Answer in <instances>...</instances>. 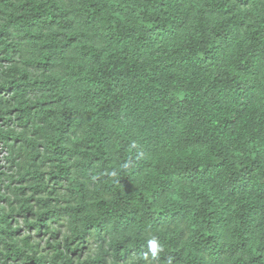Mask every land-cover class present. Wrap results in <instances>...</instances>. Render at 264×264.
<instances>
[{
	"label": "trees",
	"instance_id": "trees-1",
	"mask_svg": "<svg viewBox=\"0 0 264 264\" xmlns=\"http://www.w3.org/2000/svg\"><path fill=\"white\" fill-rule=\"evenodd\" d=\"M0 144V264H264V0H0Z\"/></svg>",
	"mask_w": 264,
	"mask_h": 264
},
{
	"label": "rangeland",
	"instance_id": "rangeland-1",
	"mask_svg": "<svg viewBox=\"0 0 264 264\" xmlns=\"http://www.w3.org/2000/svg\"><path fill=\"white\" fill-rule=\"evenodd\" d=\"M4 148L2 149V145L0 144V159H2V163H4V158L6 157L7 153H4Z\"/></svg>",
	"mask_w": 264,
	"mask_h": 264
},
{
	"label": "clouds",
	"instance_id": "clouds-1",
	"mask_svg": "<svg viewBox=\"0 0 264 264\" xmlns=\"http://www.w3.org/2000/svg\"><path fill=\"white\" fill-rule=\"evenodd\" d=\"M153 247H155V245L153 244Z\"/></svg>",
	"mask_w": 264,
	"mask_h": 264
}]
</instances>
